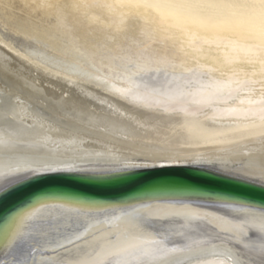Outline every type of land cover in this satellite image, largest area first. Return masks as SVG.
<instances>
[{
	"label": "bare ground",
	"instance_id": "obj_1",
	"mask_svg": "<svg viewBox=\"0 0 264 264\" xmlns=\"http://www.w3.org/2000/svg\"><path fill=\"white\" fill-rule=\"evenodd\" d=\"M0 65L4 66L0 86L15 92L21 102L14 106L12 126L0 127L2 141L8 140L3 133L29 125L39 133L35 139L45 146L42 152L54 149L60 137L74 139L73 144L61 142L57 153L63 155L50 159L54 167L79 169L62 172L110 178L147 167L193 165L264 185L258 172L232 164L246 158L245 154L258 156L264 139V43L258 13L237 15L225 24L183 0H0ZM28 80L41 90L40 96H30L22 86ZM81 88L87 95L81 94ZM53 99L109 115L136 131L126 139L125 129L105 143H92L99 136L83 130L69 136L63 122L61 131H53L60 121L50 103ZM140 145L168 149L173 158ZM72 150L81 154L87 150L90 155L72 159ZM34 163L29 152L0 153V194L37 176L28 170ZM125 164L140 167L113 171ZM44 198L47 207H41L38 198L1 224L0 256H6L0 264H17L21 257L19 247L17 254H9V246L15 243L18 225L30 221H10L19 213L34 211L30 205L43 213L57 205L90 203L63 196ZM217 202L262 209L180 193L154 194L125 203H91L117 207L187 204L190 207L181 211L203 217L206 224L215 226L220 239L241 237L249 225L238 227L217 215ZM124 224V219L114 220L110 229H103L116 232L118 238L96 249L93 258L100 264L131 259L126 251L150 249L145 243L149 237L124 233ZM29 258L37 264H59L73 256L61 249L40 251Z\"/></svg>",
	"mask_w": 264,
	"mask_h": 264
},
{
	"label": "snow or ice",
	"instance_id": "obj_2",
	"mask_svg": "<svg viewBox=\"0 0 264 264\" xmlns=\"http://www.w3.org/2000/svg\"><path fill=\"white\" fill-rule=\"evenodd\" d=\"M189 7L198 9L202 14L217 18L221 23L233 22L237 15L258 13L260 19V37L264 43V0H183ZM242 10V11H240ZM4 66L0 65V70ZM28 90L30 96L38 97L41 90L30 80L22 85ZM81 94L87 95L83 88ZM15 92L7 87L0 86V127H11L14 115V106L20 104ZM54 105L60 121L55 122L53 131L67 130V135L75 137L80 130L89 134H96L98 139L92 143H105L115 135L121 134L125 129V138L135 133L131 125H121L109 115H96L75 104L69 105L63 99L50 101ZM107 134V135H105ZM7 142L0 136V153L9 151L29 152L33 155L35 163L28 169L33 175H41L44 172L78 171L74 167H54L51 158L58 154L61 142L73 144L74 139L58 138L54 149L46 152L45 148L35 139L39 135L31 125L28 128H18L11 132H5ZM264 136V132L261 133ZM156 155L167 154L166 158H173L168 149L154 148L149 145H140ZM261 153L258 156L245 154L246 158L233 160L234 166L238 165L244 171L258 172L264 178V139L261 140ZM82 153L72 150V159H84L90 155L87 150ZM96 156L101 155L95 152ZM130 167L140 165H123L122 168L113 171H126ZM46 198L37 201L41 207H47L43 203ZM139 200V197H133ZM34 211L19 213L13 217L10 223L17 219H26L30 223L18 225L14 236L16 245L21 250V257L17 264H37L29 257H34L40 251L56 252L64 250L72 254L73 258L61 260L59 264H100L93 258L96 249L103 243L118 238V234L109 228L114 220L124 219V233H138L149 237L145 243L150 249H137L127 252L131 259H121L114 264H264V208L259 211L228 202H217V215L225 220H231L238 227L248 224V230L241 237L235 235L228 240H222L216 234L214 225H208L203 217L197 215H185L183 209H188L187 204H139L117 207L113 205H98L88 203L86 206L57 205L47 212L41 213L40 208L30 205ZM158 211H153V209ZM175 209V210H173ZM96 231H92V229ZM70 233V234H65ZM123 234V233H121ZM7 231L4 237L7 238ZM71 246V247H69ZM179 254V255H176ZM143 257H150L145 260ZM213 257L214 259H209Z\"/></svg>",
	"mask_w": 264,
	"mask_h": 264
},
{
	"label": "water",
	"instance_id": "obj_3",
	"mask_svg": "<svg viewBox=\"0 0 264 264\" xmlns=\"http://www.w3.org/2000/svg\"><path fill=\"white\" fill-rule=\"evenodd\" d=\"M179 193L264 208V185L203 166L147 167L110 178L51 172L22 181L0 194V226L20 208L42 197L63 196L104 204L125 203L133 197ZM17 249L15 243L11 244L9 254H17ZM5 256L2 254L0 258Z\"/></svg>",
	"mask_w": 264,
	"mask_h": 264
},
{
	"label": "rangeland",
	"instance_id": "obj_4",
	"mask_svg": "<svg viewBox=\"0 0 264 264\" xmlns=\"http://www.w3.org/2000/svg\"><path fill=\"white\" fill-rule=\"evenodd\" d=\"M18 21H19V22H22V21H23L24 24H28L27 21L23 20L21 17H18Z\"/></svg>",
	"mask_w": 264,
	"mask_h": 264
}]
</instances>
